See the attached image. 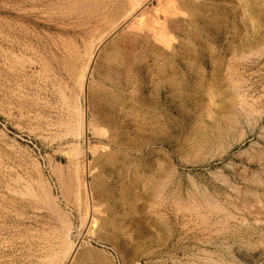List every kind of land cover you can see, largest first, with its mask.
Returning a JSON list of instances; mask_svg holds the SVG:
<instances>
[{
    "label": "rangeland",
    "instance_id": "obj_1",
    "mask_svg": "<svg viewBox=\"0 0 264 264\" xmlns=\"http://www.w3.org/2000/svg\"><path fill=\"white\" fill-rule=\"evenodd\" d=\"M0 264H264V0H0Z\"/></svg>",
    "mask_w": 264,
    "mask_h": 264
},
{
    "label": "bare ground",
    "instance_id": "obj_2",
    "mask_svg": "<svg viewBox=\"0 0 264 264\" xmlns=\"http://www.w3.org/2000/svg\"><path fill=\"white\" fill-rule=\"evenodd\" d=\"M86 67H88V66H86ZM86 67H85V69H86ZM85 71V70H84ZM87 73V72H86ZM85 73V74H86ZM83 74V73H82ZM84 74V75H85ZM82 76V75H81ZM83 77V76H82ZM85 77V76H84ZM84 78L82 79V82L81 83H83L84 84ZM244 141V139L242 140H239V141H237L236 143H233L232 145H231V147L229 146V148L227 149V150H225V153H224V155H223V157H227V156H230L231 155V149H233V148H235L237 145H239L240 143H242ZM233 157H232V159L233 160H235V159H237L238 158V156H236V155H232ZM159 204L160 205H158L159 207H164L165 209H168V207H169V205H168V203H167V201H162V202H159ZM162 209V208H161ZM164 210V209H163ZM169 210V209H168ZM162 211V210H161ZM185 216V215H184ZM70 242V241H69ZM69 245H70V243H69ZM69 247V246H68ZM70 250V249H69ZM70 252V251H69Z\"/></svg>",
    "mask_w": 264,
    "mask_h": 264
}]
</instances>
